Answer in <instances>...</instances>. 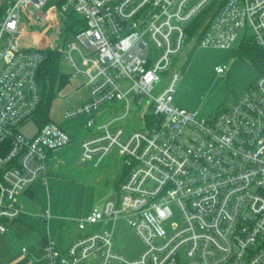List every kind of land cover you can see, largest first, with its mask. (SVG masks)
<instances>
[{"label":"built area","instance_id":"2783aa9c","mask_svg":"<svg viewBox=\"0 0 264 264\" xmlns=\"http://www.w3.org/2000/svg\"><path fill=\"white\" fill-rule=\"evenodd\" d=\"M48 1L0 0V232L20 219V194L46 178L50 153L72 142L55 122L32 137L22 131L42 101L40 68L57 50L92 95L67 119L87 115L92 127L104 105L123 102L126 117L131 100L141 105L149 98L142 130L126 136L108 123L82 142V159L96 166L119 149L125 174L118 193L79 221L86 231L123 219L144 248L130 260L115 249L114 231L96 230L66 250L49 239L46 263L264 264V71L231 107L209 118L176 104L180 74L162 77L194 40L190 25L212 7L199 47L226 51L244 35L264 51V0H62L44 12ZM56 10L85 19L67 43H57L68 28ZM29 25L51 33L48 50L25 47ZM74 52L91 68L81 69ZM227 69L216 67L218 74ZM175 210L181 223L169 231L165 223Z\"/></svg>","mask_w":264,"mask_h":264},{"label":"crops","instance_id":"0c3cea01","mask_svg":"<svg viewBox=\"0 0 264 264\" xmlns=\"http://www.w3.org/2000/svg\"><path fill=\"white\" fill-rule=\"evenodd\" d=\"M243 36L240 35L231 49L219 50L223 55L222 64L228 67L224 74H227L228 78L240 76L241 81L235 91L234 102L254 83L259 74L253 64L241 56ZM65 73L70 75L69 87L72 86V76L77 77L72 89H82L83 95L66 108L52 109L50 122L63 127L71 135L72 142L51 152L46 178H40L20 194V201L24 206L20 219L7 233L0 232V264H47L44 246L49 239H53L59 248L66 250L81 236L96 230L114 231L115 249L130 260L137 258L144 248L140 238L123 219L116 223L90 226L86 231L79 229V221L82 218L94 208L102 209L106 202L118 193L119 183L125 174L119 149H114L117 150L116 154H113V150L102 164L96 166L94 162L82 159V142L96 134L98 127L106 124L117 109H123V102L104 105L96 114V125L88 127L86 122L84 128H79L75 120H69L65 115L67 111L88 102L92 98L91 89L80 75L74 72ZM185 73L180 81L184 85L183 91L177 92L175 97L179 106L199 112L205 117L217 108L225 106V103L220 106L222 101H219L209 108L207 105L202 106L201 101H195L191 97L190 89L184 84L187 75ZM222 75L217 74V79L224 80ZM38 129L37 126L34 135ZM46 212L50 214L48 219L43 218Z\"/></svg>","mask_w":264,"mask_h":264},{"label":"rangeland","instance_id":"374dc122","mask_svg":"<svg viewBox=\"0 0 264 264\" xmlns=\"http://www.w3.org/2000/svg\"><path fill=\"white\" fill-rule=\"evenodd\" d=\"M62 0H49L45 5L43 11L44 12H51L54 8H57L61 4ZM56 15H59L62 24L65 26L64 28H69L70 31L77 32L80 30L83 25L85 24V19L82 15L70 12L66 14V16H61L58 10H56ZM68 33V32H67ZM70 34V33H69ZM71 34H73L71 32ZM67 36V35H66ZM68 40L65 42L64 36H60V40L57 41L59 44H63L64 42L67 43L71 36H68ZM242 40V36L240 37V41ZM51 42V33H39L36 29L32 28L29 25L27 29L26 36L24 37L25 47L29 48H41L49 49ZM152 56H156L158 54V50L152 45ZM74 59L78 66L81 69H90L91 66L87 64L83 59L80 58V54L78 52L73 53ZM190 59V62L188 61ZM223 55L218 49L214 48H203V47H196L194 40H191L187 43L185 49L182 53L178 54L174 57L172 68L162 74L163 81L165 78H168L174 73L180 74L181 78H183L184 73L186 75V79L184 83L189 89L191 97L195 101H201V105L206 107V105L210 108L213 107V104H217V102L222 101L220 106L224 105L223 107L217 108L211 115L205 117L201 115L199 112H194L198 114L200 118H209L219 111H222L226 108L231 107L234 103L235 98V91L240 84V76H232V78H228L227 74H223L224 80L217 79V71L216 65L222 64ZM186 63V64H185ZM189 63V64H188ZM188 64V68L186 70L185 66ZM62 74H66L65 72H74L75 68L72 67L66 60L63 59L62 61ZM223 66V64H222ZM68 75V74H66ZM76 76H72V86L64 87L59 95L55 98L52 103V109H62L66 108L69 104L77 101L81 95H83L82 89L72 87L75 85ZM183 83H179L177 92L183 91ZM162 84L160 88L157 89L155 95H158L161 91ZM89 88L86 89L88 91ZM176 92V94H177ZM175 94V97H176ZM177 104V103H176ZM178 105V104H177ZM50 110V112H51ZM151 110L149 109V98L145 100L141 105L137 104L133 100H131V111L129 115L124 117L125 115V108L117 109L113 115L109 118L107 123H112L111 129H124L126 132V136L130 134L142 130L145 127V115H149ZM87 115H82L79 118L73 119L75 120L77 126L79 128H84L87 122ZM114 119V120H113ZM106 123V124H107ZM37 130V123L35 119H32L25 123L22 126V131L27 137H31L34 135L35 131ZM117 150H114L113 154H116ZM181 223V215L179 211L175 210V216L165 223V227L167 230L171 231L173 224H180Z\"/></svg>","mask_w":264,"mask_h":264},{"label":"trees","instance_id":"16d2710c","mask_svg":"<svg viewBox=\"0 0 264 264\" xmlns=\"http://www.w3.org/2000/svg\"><path fill=\"white\" fill-rule=\"evenodd\" d=\"M212 11L213 7L199 16L188 28L190 37L194 39V42L196 40V47H198V43L210 25ZM67 32L65 41L68 40V36L72 37L76 34L75 31L67 30ZM71 32L73 34H71ZM240 53L241 56L247 58L253 64L259 73L264 71V51L254 45L251 40L246 41L244 39ZM62 61V52L57 50L50 51L47 60L44 62L38 73V83L42 90V101L34 119L39 129L50 122L52 103L59 95L60 91L70 82V75L61 73ZM188 61L190 62V59H188ZM188 64L185 68L188 67Z\"/></svg>","mask_w":264,"mask_h":264}]
</instances>
